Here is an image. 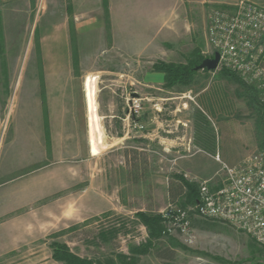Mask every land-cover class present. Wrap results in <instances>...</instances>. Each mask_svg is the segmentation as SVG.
Segmentation results:
<instances>
[{"label":"rangeland","instance_id":"rangeland-1","mask_svg":"<svg viewBox=\"0 0 264 264\" xmlns=\"http://www.w3.org/2000/svg\"><path fill=\"white\" fill-rule=\"evenodd\" d=\"M111 7L112 0H23L0 7V264H66L54 259L55 242L97 264H264V244L196 212L193 244L179 233L150 237L138 213L161 215L169 205L167 184L169 192L180 174L158 145L138 151L132 140L114 136L120 129L111 118L112 101L122 93H145L146 109L154 103L171 109L175 101L157 99L177 94L161 85L153 101L154 90L133 81L137 75L156 80L149 75L162 60L153 56L152 45L139 56L122 49ZM180 45L188 50V41ZM202 52L190 58L214 57L210 43ZM223 72L199 69L194 77L196 87H211L202 94L197 126L201 135L206 132L203 147L221 150L223 144L235 160L225 162L237 165L264 150V87ZM89 75L98 76L93 86L104 134L98 154L90 142ZM211 76L224 88L207 82ZM44 80L48 107L40 100ZM162 128L175 137L174 127ZM39 172L59 189L33 204L18 191L24 185L16 186ZM200 181H190L198 192ZM184 201L179 198L177 207L195 205ZM148 243L146 253H137Z\"/></svg>","mask_w":264,"mask_h":264},{"label":"crops","instance_id":"crops-1","mask_svg":"<svg viewBox=\"0 0 264 264\" xmlns=\"http://www.w3.org/2000/svg\"><path fill=\"white\" fill-rule=\"evenodd\" d=\"M19 1L23 0H0V7ZM238 1L240 0H120L118 4V1L112 0L111 13L115 25L114 34L121 43L122 49L129 53H136L139 56L144 53V50H148L149 45H152L151 50L154 57L158 56V59L164 62L186 64L187 56L189 59L193 52L201 51L203 53V49L209 48L207 30L212 11L224 9L232 12ZM253 1L264 6V0ZM185 41H188V50L184 45H180ZM166 43L173 44L174 48L168 51ZM149 77L157 79L146 82L143 75L131 78L142 87L145 84L151 87L154 90L151 93L153 95L151 99L155 101L157 98L154 96L157 94L155 90L160 91L159 86L165 85V73L152 69ZM210 78L211 80L207 82L221 83L216 88H224L223 80L220 81V78L215 76ZM193 82L196 81L193 80ZM39 87L40 100L44 105L47 103L45 80L40 81ZM171 88L172 92L170 90L163 91L177 94L176 97L157 99L158 101L168 99L175 101V105L171 109L160 103H154L151 108L146 109L143 101L150 100V97L149 95L145 97V93H139L137 97L142 101L143 109L136 113L129 108V99L134 96L133 93L117 95L112 101L110 112L111 118L120 129L114 136L119 141L132 140L138 151H144L152 144L158 145L171 157L168 161L175 164L174 168L177 173L190 181L215 178L213 187L216 189L221 184V177H216L220 166L215 155L221 151L222 160L229 163L235 160L226 155L223 144H221L222 149L219 150V147L214 144L211 147H203L205 141H201V136L206 132L203 130V135H201V130L197 126L200 116L199 104L204 91L211 87H196L195 83H192L190 85L178 84ZM161 95L159 93V96ZM191 100L196 101V106L190 102ZM46 107H48V103ZM44 110L43 108L42 111L44 112ZM163 126L174 127L175 137H170L171 130H165L162 128ZM126 157L129 160V155ZM49 180L48 173L39 172L38 176L26 177L25 182L18 184L16 189L18 186L24 185L23 188H20L21 190H18L19 193L23 191L30 196L31 203L38 204L59 189L58 182L54 184ZM130 185L135 186L134 184ZM168 185L165 201L168 200L170 203Z\"/></svg>","mask_w":264,"mask_h":264},{"label":"built area","instance_id":"built-area-1","mask_svg":"<svg viewBox=\"0 0 264 264\" xmlns=\"http://www.w3.org/2000/svg\"><path fill=\"white\" fill-rule=\"evenodd\" d=\"M213 53L220 54L217 69L236 73L245 83L264 87V6L240 0L232 12L214 9L207 30ZM131 111L143 109L137 96L129 99ZM142 128V126H141ZM220 164L215 178L199 182V196L193 207L178 208L169 203L161 212L164 235L181 234L193 244L195 234L191 213L213 219L242 231L264 244V150L253 152L244 161L231 165L215 156Z\"/></svg>","mask_w":264,"mask_h":264},{"label":"trees","instance_id":"trees-1","mask_svg":"<svg viewBox=\"0 0 264 264\" xmlns=\"http://www.w3.org/2000/svg\"><path fill=\"white\" fill-rule=\"evenodd\" d=\"M196 53H194L195 56ZM198 55L199 61H197V59L195 58H189L187 64L166 63L161 61L154 65L153 70L165 73V86L168 88H171L178 84L190 85L193 83L194 77L199 71L197 67L205 59L204 57H201L200 53ZM223 71L224 74H233L232 71L227 69H223ZM175 177H177V181L175 182L176 184L172 182L169 189L170 203L176 204V201L181 198L179 195L182 194V197H184L185 199L183 203L184 206L195 204V201L199 196L198 185L195 182H190L184 176L176 175ZM139 180L140 178L138 176H135L133 178L134 182H138ZM138 216L148 228L150 237L159 238L163 235L164 225L161 215L150 216L143 212H140L138 213ZM150 243H148L144 248H138V251L136 250L137 253H146ZM52 247L54 250L53 257L58 261L65 262L66 264H97L88 258L78 256L71 251L67 244L55 242L52 244ZM160 255L165 258H170L172 257L173 252H171L170 254H164L163 252Z\"/></svg>","mask_w":264,"mask_h":264},{"label":"bare ground","instance_id":"bare-ground-1","mask_svg":"<svg viewBox=\"0 0 264 264\" xmlns=\"http://www.w3.org/2000/svg\"><path fill=\"white\" fill-rule=\"evenodd\" d=\"M98 76L89 75L86 78V98L89 113V128H90V142L94 154H98L99 144L103 142V136L100 126V116L98 115V104L96 101V89L93 82L96 81ZM96 83V82H95ZM107 142V141H106Z\"/></svg>","mask_w":264,"mask_h":264},{"label":"water","instance_id":"water-1","mask_svg":"<svg viewBox=\"0 0 264 264\" xmlns=\"http://www.w3.org/2000/svg\"><path fill=\"white\" fill-rule=\"evenodd\" d=\"M220 61V54L215 53L213 58H205L197 69H208L209 71L217 70Z\"/></svg>","mask_w":264,"mask_h":264}]
</instances>
